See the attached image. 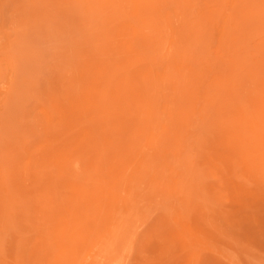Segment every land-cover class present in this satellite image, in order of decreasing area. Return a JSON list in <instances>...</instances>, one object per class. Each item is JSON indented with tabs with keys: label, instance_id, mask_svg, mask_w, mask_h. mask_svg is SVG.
I'll use <instances>...</instances> for the list:
<instances>
[{
	"label": "rangeland",
	"instance_id": "1",
	"mask_svg": "<svg viewBox=\"0 0 264 264\" xmlns=\"http://www.w3.org/2000/svg\"><path fill=\"white\" fill-rule=\"evenodd\" d=\"M0 264H264V0H0Z\"/></svg>",
	"mask_w": 264,
	"mask_h": 264
},
{
	"label": "bare ground",
	"instance_id": "2",
	"mask_svg": "<svg viewBox=\"0 0 264 264\" xmlns=\"http://www.w3.org/2000/svg\"><path fill=\"white\" fill-rule=\"evenodd\" d=\"M88 13H89V12H88ZM88 16H89V15H88ZM121 18H122V17H121ZM126 18H127V17H126ZM136 33H137V32H136ZM138 33H139V32H138ZM136 36H137V34H136ZM136 36H135V37H136ZM137 37H138V36H137ZM139 41H140V40H139ZM139 43H141V41H140ZM136 58H139V57L136 56ZM136 58H135V59H136ZM123 67H124V66H123ZM123 69H124V68H123ZM126 69H127V68H126ZM120 70H121V69H120ZM122 71H123V70H122ZM115 74H117V73L115 72ZM105 82H109V81L106 80ZM124 83H125V82H124ZM127 83H128V82H127ZM106 84H107V83H106ZM122 84H123V83H122ZM103 86H104V87H103ZM103 86H102V87L105 88L106 85H103ZM102 87H101L100 89H103ZM107 87H108V85H107ZM124 87H126V86H124ZM124 87H123V88H124ZM103 90H104V89H103ZM105 90H106V89H105ZM105 90H104V93H105ZM99 92H100V91H99ZM122 92H124V90H123ZM99 94H100V93H99ZM101 94H103V93H101ZM156 94H158V93H156Z\"/></svg>",
	"mask_w": 264,
	"mask_h": 264
}]
</instances>
